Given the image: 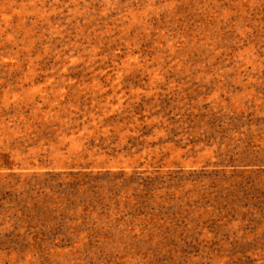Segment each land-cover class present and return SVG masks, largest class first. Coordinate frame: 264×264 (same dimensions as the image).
<instances>
[{"label":"rangeland","instance_id":"obj_1","mask_svg":"<svg viewBox=\"0 0 264 264\" xmlns=\"http://www.w3.org/2000/svg\"><path fill=\"white\" fill-rule=\"evenodd\" d=\"M0 264H264V0H0Z\"/></svg>","mask_w":264,"mask_h":264}]
</instances>
